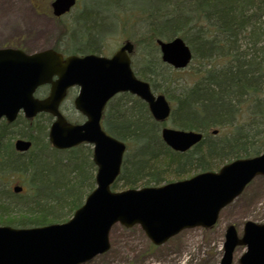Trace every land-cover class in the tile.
I'll use <instances>...</instances> for the list:
<instances>
[{
  "label": "trees",
  "instance_id": "trees-1",
  "mask_svg": "<svg viewBox=\"0 0 264 264\" xmlns=\"http://www.w3.org/2000/svg\"><path fill=\"white\" fill-rule=\"evenodd\" d=\"M149 9L140 11L149 44L144 72L136 74L173 103L167 120L172 127L202 132L204 139L185 153L175 152L161 137L167 121L157 122L137 97L116 96L102 121L110 135L127 144L114 191L121 182L123 189L159 186L264 152V0H154ZM75 21L74 29L79 24ZM88 21L79 32L80 42L92 44L102 23ZM176 37L187 42L198 63L193 83L178 84L177 94L170 92L175 81L162 71L174 74L173 68L155 53L157 39ZM76 46L71 44L74 55L99 54L95 45ZM52 120L40 114L33 120L20 116L12 124L0 123V226L64 223L83 205L89 194L86 184L94 187V173L88 171H95L91 146L55 150L48 141ZM17 138L30 140L32 149L18 153ZM15 185L23 191L15 194Z\"/></svg>",
  "mask_w": 264,
  "mask_h": 264
},
{
  "label": "water",
  "instance_id": "water-1",
  "mask_svg": "<svg viewBox=\"0 0 264 264\" xmlns=\"http://www.w3.org/2000/svg\"><path fill=\"white\" fill-rule=\"evenodd\" d=\"M76 0H55L53 13H68ZM163 62L175 69L187 68L193 54L181 38L157 40ZM134 45L126 42L111 58L95 54L64 58L54 50L27 54L18 49H0V122L49 113L55 120L49 141L59 150L82 143L93 146L97 166L96 188L73 217L62 224L17 229L0 227V264H86L110 250L114 225L140 226L156 246L165 244L183 230L212 228L221 211L239 197L258 176H264V153L251 159L235 160L218 172L200 173L190 179L159 187L113 192L120 175L126 144L109 135L101 126L107 103L118 93L127 92L142 99L153 118L164 122L171 106L164 95L152 92L131 67ZM55 78V79H54ZM50 85L44 99L35 97L39 87ZM78 87L74 105L86 117L83 124L69 123L60 105L70 88ZM161 136L176 152L185 153L203 134L164 127ZM32 143L18 139L15 149L27 152ZM19 193L21 187H15ZM237 247L247 251L239 264H264V224L247 222L242 237L234 225L226 230L221 264H232Z\"/></svg>",
  "mask_w": 264,
  "mask_h": 264
},
{
  "label": "rangeland",
  "instance_id": "rangeland-1",
  "mask_svg": "<svg viewBox=\"0 0 264 264\" xmlns=\"http://www.w3.org/2000/svg\"><path fill=\"white\" fill-rule=\"evenodd\" d=\"M54 1L0 0V49L19 48L28 53H38L57 48L62 53L70 55L71 44L75 47L95 45L99 50L98 55L111 57L125 42L130 41L134 44L133 69L135 73L144 72L147 55L145 48L149 43L143 25L144 17L140 11H149L154 0H78L70 13L59 18L53 15ZM91 18L93 22L102 23L94 32L96 41L92 44L81 43L79 32L84 31V23L88 24ZM75 20H78L79 24L77 23L74 29ZM72 32L74 41L69 39ZM157 48L158 51L155 53L161 58L159 47ZM197 69L198 63L192 62L184 70L173 69L174 74L170 70H162L165 77L171 75L175 81L170 92L177 94L176 88L180 87L178 84H192L195 79L192 73ZM157 80L158 86H162V80ZM46 93L47 90L43 89L38 96H45ZM78 93V88L69 92L63 103L62 112L71 122L81 124L86 118L74 108V100ZM155 93L161 94L158 93V89ZM170 103L173 106L171 101ZM167 126L174 128L169 121ZM17 130L20 131V127ZM56 157L63 158L65 155L57 154ZM90 158L92 160V156ZM94 168L95 171L88 168L89 172L94 173L92 180L94 187L90 188V182L86 184L89 194L96 188L97 167L94 165ZM74 175L76 173L72 176ZM122 186L121 182L116 192L127 190ZM249 221L264 224V177H257L242 195L221 212L218 223L210 229L184 230L165 244L155 246L140 226L126 228L117 224L110 232V250L86 264H221L228 226L234 225L241 237L245 224ZM245 252V247H238L233 264H239V258Z\"/></svg>",
  "mask_w": 264,
  "mask_h": 264
}]
</instances>
